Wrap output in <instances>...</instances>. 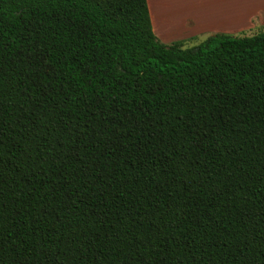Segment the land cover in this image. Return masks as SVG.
I'll return each instance as SVG.
<instances>
[{
	"label": "trees",
	"instance_id": "16d2710c",
	"mask_svg": "<svg viewBox=\"0 0 264 264\" xmlns=\"http://www.w3.org/2000/svg\"><path fill=\"white\" fill-rule=\"evenodd\" d=\"M0 264H264V31L0 0Z\"/></svg>",
	"mask_w": 264,
	"mask_h": 264
},
{
	"label": "crops",
	"instance_id": "0c3cea01",
	"mask_svg": "<svg viewBox=\"0 0 264 264\" xmlns=\"http://www.w3.org/2000/svg\"><path fill=\"white\" fill-rule=\"evenodd\" d=\"M145 1L151 30L161 42L176 39L169 32L178 29L237 36L254 25L264 26V0Z\"/></svg>",
	"mask_w": 264,
	"mask_h": 264
},
{
	"label": "rangeland",
	"instance_id": "374dc122",
	"mask_svg": "<svg viewBox=\"0 0 264 264\" xmlns=\"http://www.w3.org/2000/svg\"><path fill=\"white\" fill-rule=\"evenodd\" d=\"M166 17V16H164ZM152 28V25H151ZM264 31V26H258V25H254L252 29L250 30H244L242 33H240V35L237 36H250L253 34H256L258 32ZM153 32V29H152ZM164 33V32H163ZM154 34V32H153ZM189 35L188 37H186V35ZM169 35H173L174 37L176 36L177 38L170 41V42H162L164 44H168L174 41H182L183 42V47H194L197 46L200 42H202L208 35L211 34H204V33H199L197 31H182L180 29L175 30V31H170ZM154 36L157 38V36L154 34ZM158 39V38H157ZM160 42L161 40L158 39Z\"/></svg>",
	"mask_w": 264,
	"mask_h": 264
}]
</instances>
